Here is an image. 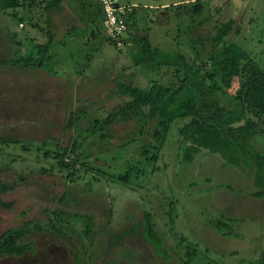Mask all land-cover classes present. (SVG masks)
Instances as JSON below:
<instances>
[{"label": "rangeland", "instance_id": "374dc122", "mask_svg": "<svg viewBox=\"0 0 264 264\" xmlns=\"http://www.w3.org/2000/svg\"><path fill=\"white\" fill-rule=\"evenodd\" d=\"M46 1L35 7L25 0L16 10H0V179L21 183L11 194L15 211H0V230L31 216H40L43 227L28 236L35 253L0 257V264H187L180 247L187 242L199 253L190 264H250L261 258L264 197L253 196V172L225 164L220 154L205 149L191 163L183 161L190 142L179 129L187 120L174 123L160 150L152 148L156 123L145 118L90 131L126 99L116 82L146 88L155 80H178L169 66L137 64L135 57H144L140 37L196 66L209 61V38L217 25L232 20L228 40L264 68V0H177L180 5L164 0L170 7L164 15L154 7L157 0H119L136 10L122 48L108 40L103 24H91L88 31L91 20L78 13L80 0H63L60 10L53 8L48 27ZM195 2L200 12L193 10ZM24 16L32 22L20 23L17 17ZM50 40V58L42 68L12 64ZM57 143L66 161L76 164L72 178L53 158ZM250 143L264 149V134ZM145 145L157 160L145 157ZM128 167L129 180H120ZM53 211L65 212L56 221L60 232L49 226ZM146 211L169 260L142 237Z\"/></svg>", "mask_w": 264, "mask_h": 264}, {"label": "trees", "instance_id": "16d2710c", "mask_svg": "<svg viewBox=\"0 0 264 264\" xmlns=\"http://www.w3.org/2000/svg\"><path fill=\"white\" fill-rule=\"evenodd\" d=\"M62 2L63 0L45 2L43 9L46 12L48 27L52 25V9L60 10ZM195 3L193 10L200 12L202 10L200 3ZM24 4L25 0H0V10H16ZM30 4L39 7L38 0H31ZM30 4L27 6L29 11ZM132 15L133 11L128 15L127 23ZM14 16L16 17V13ZM30 18L17 17L22 24L31 23ZM233 26L232 20L217 25L216 31L209 38L213 45L209 61L196 66L184 55L177 53L173 56L166 51L161 52L157 46L150 44L146 37H140L137 45L144 52V57H135L137 64L144 63L159 68L169 66V69L172 68L170 72L174 71L178 80L174 83L155 80L146 88L131 82H116L117 93L126 99L105 117L102 126H93L90 134L103 128L109 130L115 124L145 118L148 123H156L152 133L155 143L152 148L160 150L174 123L185 119L187 122L179 131L183 139L190 143L184 148L183 161L191 163L194 156L203 149L218 153L225 164L248 167L254 174L253 184L257 189L253 196L264 197V149L254 148L250 143L258 134H264V68L243 47L228 40ZM47 33L50 38L53 37L49 30ZM50 43L51 40L35 45V55L16 57L12 64L33 70L42 68L50 58ZM168 54L171 56L168 57ZM73 123L71 121L69 127H73ZM106 135L107 133L104 136ZM59 146L61 145L57 143L59 150L53 152L55 153L53 158L58 160L57 165L60 169L69 170L68 176L72 178L76 175V164L71 163V159L66 161L65 152H62L63 148ZM149 149L150 145L144 146L142 151L145 157L150 156L152 160H157ZM130 170L128 167L119 179L128 181ZM20 188L21 183L18 181L0 179L1 212L15 211L17 204L11 194ZM53 212L55 217L49 226L60 232L56 221L59 220V215L65 216V212ZM39 220L40 216H31L26 221H19L16 225L6 226L0 230V257H19L35 253L34 243L28 236L33 230L43 228ZM220 224L221 221H218L216 226L219 227ZM90 228L91 223H88L85 232H89ZM140 230L142 237L153 247L155 254L166 260L171 259L164 240L156 229L153 216L148 211L143 215ZM180 247L187 264L192 263L196 255H199L190 242ZM250 264H264V255Z\"/></svg>", "mask_w": 264, "mask_h": 264}, {"label": "built area", "instance_id": "2783aa9c", "mask_svg": "<svg viewBox=\"0 0 264 264\" xmlns=\"http://www.w3.org/2000/svg\"><path fill=\"white\" fill-rule=\"evenodd\" d=\"M103 14V29L107 38L116 47L125 46L127 39V17L134 5H121L119 0H98Z\"/></svg>", "mask_w": 264, "mask_h": 264}, {"label": "crops", "instance_id": "0c3cea01", "mask_svg": "<svg viewBox=\"0 0 264 264\" xmlns=\"http://www.w3.org/2000/svg\"><path fill=\"white\" fill-rule=\"evenodd\" d=\"M157 1L158 2L156 3V5L154 7H157L159 9H161V10H157V12L163 13V15L166 14V12H167L166 10L168 8H170L169 7V2L168 1H164V0H157ZM87 2H86V0H80L79 5L81 7V10L78 11V13L82 11V14L83 15L86 14V16H88L86 18H88V19L91 20L89 22L90 24H87L88 31L91 30V27L89 25H91V24H96L97 25L98 22H99V24L101 25V28H102V24H103V22H102V20H103V14H102V9H101V6L99 4V1L98 0H88ZM181 2L176 0L175 2H173V4L174 5L175 4H178V3L181 4ZM150 7H152V6H150ZM132 11L134 13L136 10L133 9ZM88 14H93V18L90 15H88ZM128 32H129V26H128L127 33Z\"/></svg>", "mask_w": 264, "mask_h": 264}, {"label": "clouds", "instance_id": "9594fccd", "mask_svg": "<svg viewBox=\"0 0 264 264\" xmlns=\"http://www.w3.org/2000/svg\"><path fill=\"white\" fill-rule=\"evenodd\" d=\"M128 24V23H127Z\"/></svg>", "mask_w": 264, "mask_h": 264}]
</instances>
